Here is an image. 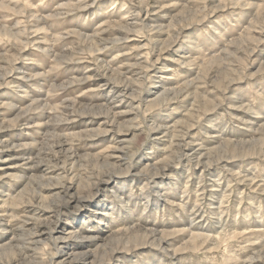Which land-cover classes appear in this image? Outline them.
I'll use <instances>...</instances> for the list:
<instances>
[{
  "label": "rangeland",
  "instance_id": "obj_1",
  "mask_svg": "<svg viewBox=\"0 0 264 264\" xmlns=\"http://www.w3.org/2000/svg\"><path fill=\"white\" fill-rule=\"evenodd\" d=\"M263 130L264 0H0V246L34 217L80 264H259Z\"/></svg>",
  "mask_w": 264,
  "mask_h": 264
},
{
  "label": "bare ground",
  "instance_id": "obj_2",
  "mask_svg": "<svg viewBox=\"0 0 264 264\" xmlns=\"http://www.w3.org/2000/svg\"><path fill=\"white\" fill-rule=\"evenodd\" d=\"M10 70H13V69H10ZM137 85H138V83H137ZM140 90H142L140 87H132L130 84H125L123 86L118 85V86L110 87V91L112 93L118 94L117 98H119V97L124 98L125 96L129 95L131 98L137 99L139 97L137 94H138V92L139 93L141 92ZM161 98L164 100V99H168L169 97H168V95L164 94ZM176 99H177V96L175 97V100ZM159 101L157 100L156 102H159ZM186 125L187 124H185V126ZM149 128H151V127H149ZM153 129L154 128H151L150 130H153ZM171 134H172V132H171ZM174 138L179 139L178 141H176L179 144L178 147L179 146L181 148H187L188 147L187 144H185L186 142H185L184 136L183 137L179 136V138L178 137L177 138L174 137ZM256 142L260 143V141H258V140ZM29 145H31V144H29ZM178 147H177V151H179V149H180V148L178 149ZM52 148H54V146H52ZM56 148H59L61 150L62 146H56ZM184 152L186 154H184L183 157L191 159L192 155L189 156V154H188L189 151L185 150ZM178 153H180V152H178ZM181 153H183V152L181 151ZM177 157H179V156H177ZM79 177L76 174L73 175L71 173L70 177L66 176L64 174L56 182L49 181L50 183L46 182V184H44L43 181H40V184H38L37 187L36 186H35V188L32 187V189L29 191L32 194V195H29V196H32V197H30L31 201L29 200L30 202L29 203L26 202L25 204H32L33 201L36 202L38 199H39V202H41V199H42V201H45L46 195L42 196V192L43 191L47 192V189H49L50 186H57L59 188V191L57 193H55L56 195L54 196L52 201H49V203H47L46 205H44V203H43L42 205H39L37 208H40L42 211H44L45 209L50 210L53 213L57 214L55 216L58 217L60 212H63V210H64L62 207L68 206L67 204H69L74 197L73 193H71V187H70V185L67 184V182L70 183L74 180L78 181L79 179H80V181H82V178L81 177L79 178ZM66 180H68V181H66ZM80 183L77 185V190L79 189ZM26 194H28V193H26ZM26 194L22 193L18 196V202L21 201L20 204H22V203L24 204V202L22 200ZM77 195H79L78 192H77ZM61 199L65 200L64 205H60ZM36 211L43 213L39 209H36ZM32 218L34 219L33 221H35V222L33 224H31L32 227L30 229L23 232L27 236L24 238V241L22 243L16 245L17 249L13 248L12 243H8V244H4V245L0 246V254L1 253H8L11 256L10 258H7V260H9L8 262L0 263V264H11V262H14L15 264H21L24 261V258L21 256V254H23V256L25 257V262L27 264H31V262L33 260L36 262V264H80V263H84L88 260L87 254H84V253L78 254V253H76L75 250L66 252L64 247H63L64 246L63 241H65V239H67V237L75 236L76 235L75 232L69 231L68 233H66L67 237L61 235V234H63V232H61V229H60V222L56 219L53 222L49 221L48 222L49 224H46L44 229H42L40 227L42 221H39L38 218H34V217L29 218L28 217L27 220L25 221V224H27L29 220H32ZM152 236L153 235L151 233L149 235H144L143 244L144 245L149 244L151 246L156 245L158 248L164 249L163 242H165V241L163 239L165 237H163V236L159 237V240L157 239V242H156L155 236H153V237ZM193 237L196 238L195 236H193ZM123 249L129 250V248L127 246L124 247ZM60 250H63V252L65 253L63 256H61L58 253V251H60ZM114 251L115 250H112L111 253ZM260 259H261L260 257L257 259V261H259V264H264V260H262V259L260 260ZM252 260H254V259H252ZM100 261H97L95 259V257H92L91 264H97ZM245 264H248V261L245 262ZM255 264H257V263H255Z\"/></svg>",
  "mask_w": 264,
  "mask_h": 264
}]
</instances>
